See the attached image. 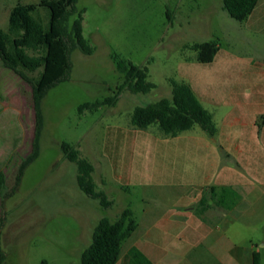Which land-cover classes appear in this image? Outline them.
<instances>
[{"label":"rangeland","instance_id":"374dc122","mask_svg":"<svg viewBox=\"0 0 264 264\" xmlns=\"http://www.w3.org/2000/svg\"><path fill=\"white\" fill-rule=\"evenodd\" d=\"M37 2L0 0V28L7 30L9 12L16 4ZM77 8L84 11L83 37L94 53L86 56L75 50L69 81L43 98L39 155L13 192L17 169L32 151L34 112L30 86L0 61V106L12 110V133L19 130L17 123L20 127L11 161L3 169V264H80L98 222H115L129 209L141 231L121 245L116 264H128L126 253L131 247L151 244L142 233L153 220L184 203L196 206L193 199L203 184H212L215 175L234 162L223 153L212 168L204 162L200 155L206 152L201 153L197 142L213 143L197 125L172 138L154 126L139 130L130 123L135 108L171 97V81L189 85L213 115L220 145L224 146L223 117L232 112L248 119L244 127L230 131L233 140H253L264 153V0L242 23L228 16L222 0H78ZM208 41H216L220 49L211 64H201L192 46ZM113 56L146 67L155 89L148 94L123 92L113 107L79 113L84 104L114 96L122 83ZM62 143L74 146L92 164L96 189L111 206L103 208L79 190L75 165L64 159ZM256 187V193L264 192ZM263 205L255 201L241 208L237 220L220 226L217 235L193 240L189 244L196 245L189 250L184 241L172 240L165 248V262L196 264V252H221L229 239L239 247H252L259 253V264H264ZM207 217L213 221L221 214L212 209ZM206 260L215 263L210 254Z\"/></svg>","mask_w":264,"mask_h":264},{"label":"trees","instance_id":"16d2710c","mask_svg":"<svg viewBox=\"0 0 264 264\" xmlns=\"http://www.w3.org/2000/svg\"><path fill=\"white\" fill-rule=\"evenodd\" d=\"M259 0H222V9L228 16L245 22L252 14ZM78 0H38L28 5L16 4L8 15L7 30L0 28V61L4 68L17 74L31 88L34 112V135L31 154L20 164L14 177L12 192L23 177L25 169L39 155V140L43 130L41 103L48 91L70 79L72 71L71 55L79 50L91 56L94 49L83 37V13L77 8ZM197 54V62L211 64L220 47L216 41L197 43L192 46ZM116 70L123 81L114 96L103 102L84 104L79 113L99 107L115 106L123 92L148 94L155 85L148 81V69L112 57ZM264 64V62H263ZM37 73V76L29 77ZM171 97L154 104L133 110L130 123L134 128L147 130L156 127L165 137H177L197 125L208 136L216 134L213 115L203 108L191 87L184 83L170 82ZM64 159L75 165L76 184L79 190L103 208L111 206L102 191H97L92 178L94 167L80 156L76 148L61 144ZM5 184V176L0 171V195ZM241 201L239 194L227 186L207 187L203 190L195 206V214L200 217L211 209L232 211ZM137 223L129 209L124 210L115 222L101 219L92 233L91 243L80 257V264H116L122 243L136 230ZM128 264H152L137 248L131 247L126 253ZM5 254L0 249V264ZM253 264H259V256L253 254Z\"/></svg>","mask_w":264,"mask_h":264},{"label":"crops","instance_id":"0c3cea01","mask_svg":"<svg viewBox=\"0 0 264 264\" xmlns=\"http://www.w3.org/2000/svg\"><path fill=\"white\" fill-rule=\"evenodd\" d=\"M242 110V109H241ZM241 113V112H240ZM1 114H3L1 116ZM248 122L245 115L234 116V113L227 112L223 117V128L221 138L224 141V146L220 145L215 137H218V131L211 138L209 143L205 140H199L197 147L200 149L203 156L200 158L210 164L211 168L216 166L217 161L220 159L221 153L224 154V158L228 162H234L233 165L228 166L226 164L225 169L215 175L214 181L209 182L212 184H203L198 192L197 198L193 199L198 202L203 190L207 187H221L227 186L236 191L241 197V201L232 211H218L221 217L210 221L207 217V211L202 216L198 217L195 214V204L184 203L175 210L169 209L167 213L153 220L151 225L146 231H143L142 237L151 241L150 245L141 246L137 244L134 246L137 248L152 264H189L184 262L168 263L165 262L167 253L166 246H169V242L177 240L185 242L186 250L190 247H194L196 244L192 243L196 239V242L202 241L211 235L219 233L220 226L223 224L225 227L230 225L233 221L237 220V216L241 214L239 210L243 207H251L252 202L263 204V193H256L257 187L264 191V153H262L253 140L236 139L235 141L231 137L230 131L236 127H244ZM12 110L6 109V107L0 106V171L3 172L4 167L9 161H11L13 151L16 148V143L20 134V127L17 123L19 130L15 134L12 133ZM226 129V130H225ZM259 139V138H258ZM253 142V143H251ZM256 142H259L256 140ZM224 147V148H223ZM233 155V157H232ZM216 156V157H215ZM218 156V157H217ZM209 179V176L205 178ZM262 187V188H261ZM259 189V188H258ZM254 193H256L254 195ZM254 196V197H253ZM253 197V198H252ZM253 200V201H251ZM264 207V205L262 206ZM174 209V208H173ZM212 210V209H211ZM234 215L231 217V215ZM189 228H191L189 230ZM140 224H137V228L134 233L140 232ZM133 233V234H134ZM224 235H218L220 239ZM200 237V238H199ZM199 238V239H198ZM165 250V251H163ZM258 252L254 251L252 247L237 246L233 242L228 241L225 243L223 251H198L193 255L194 262L196 264H253V254ZM212 255L215 258V263H211L207 259V255ZM176 256L187 257V253L176 252ZM250 260V261H249Z\"/></svg>","mask_w":264,"mask_h":264}]
</instances>
